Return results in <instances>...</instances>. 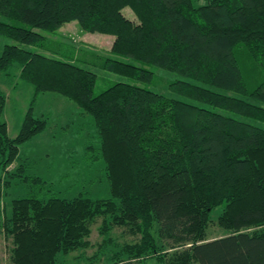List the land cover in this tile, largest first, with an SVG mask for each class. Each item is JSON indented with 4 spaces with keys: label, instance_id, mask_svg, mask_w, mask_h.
I'll return each instance as SVG.
<instances>
[{
    "label": "trees",
    "instance_id": "1",
    "mask_svg": "<svg viewBox=\"0 0 264 264\" xmlns=\"http://www.w3.org/2000/svg\"><path fill=\"white\" fill-rule=\"evenodd\" d=\"M0 17V37L16 43L3 46L0 74L16 65L32 103L53 93L91 118L99 146L87 151L103 161L110 192L65 199L22 177L24 165L9 170L47 122L30 105L10 138L0 89V196L11 179L31 188L0 216L8 264H60L92 246L98 219L106 243L114 228L136 239L124 246L128 263L264 264V0H0ZM73 21L112 36L111 54L140 64L104 58L103 71L143 83L154 77L145 66L175 73L183 80L170 91L195 104L129 83L94 96L95 74L46 48ZM212 226L224 235L210 239Z\"/></svg>",
    "mask_w": 264,
    "mask_h": 264
},
{
    "label": "rangeland",
    "instance_id": "2",
    "mask_svg": "<svg viewBox=\"0 0 264 264\" xmlns=\"http://www.w3.org/2000/svg\"><path fill=\"white\" fill-rule=\"evenodd\" d=\"M122 14L127 19L136 22V17L129 8H124ZM1 21H6L0 17ZM47 40L49 51L56 52L61 59H70L79 67L95 74L96 80L93 95L97 96L115 83H129L145 88L156 94L193 103V101L180 97L170 91L169 85L175 81L183 80L179 75L162 69L145 66L154 74L151 82L143 83L132 81L129 78L103 71L100 64L104 58H113L121 62L140 66L130 57L114 56L110 52L113 37L98 33L82 31L76 21L59 27L55 34ZM15 45L10 39L0 37V53L4 45ZM30 50L39 51L35 47ZM19 68L12 66L6 73L0 74V89L6 96V105L2 120L7 125L8 136L14 138L20 128L22 119L30 107L34 117H43L47 122L46 129L29 142L19 147V161L9 167L13 171L18 165H24L25 171L22 177H39L44 180L52 191L61 198L72 199L79 195L96 199H109V186L102 160L89 158V146L95 149L99 146V140L95 126L91 118L82 115L79 108L69 100L53 93L39 94L32 103L33 88L18 79ZM225 115H235L217 110ZM21 178L12 180L9 187L2 188L0 196V216L2 210L5 214L10 211L11 201L27 197L31 188L26 183H20ZM19 183V184H18ZM6 189V190H5ZM218 211L212 216L216 218ZM101 219L91 226L89 241L91 247L71 253L68 256H58L60 264H114L115 257L122 258L118 264H156L152 260L146 262L128 263L123 249L136 242L124 228H114L110 232L111 242L98 234ZM210 239L224 235L222 230L210 227L207 232ZM10 240L5 239L0 232V264L9 263ZM117 259V258H116ZM125 259V260H124Z\"/></svg>",
    "mask_w": 264,
    "mask_h": 264
},
{
    "label": "crops",
    "instance_id": "3",
    "mask_svg": "<svg viewBox=\"0 0 264 264\" xmlns=\"http://www.w3.org/2000/svg\"><path fill=\"white\" fill-rule=\"evenodd\" d=\"M35 138V137H34Z\"/></svg>",
    "mask_w": 264,
    "mask_h": 264
}]
</instances>
